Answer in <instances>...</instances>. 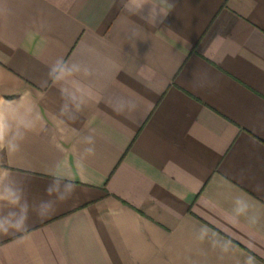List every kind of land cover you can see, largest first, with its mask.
<instances>
[{"label": "crops", "instance_id": "obj_1", "mask_svg": "<svg viewBox=\"0 0 264 264\" xmlns=\"http://www.w3.org/2000/svg\"><path fill=\"white\" fill-rule=\"evenodd\" d=\"M144 2L0 0V264H264V0Z\"/></svg>", "mask_w": 264, "mask_h": 264}, {"label": "clouds", "instance_id": "obj_2", "mask_svg": "<svg viewBox=\"0 0 264 264\" xmlns=\"http://www.w3.org/2000/svg\"><path fill=\"white\" fill-rule=\"evenodd\" d=\"M144 5L151 4H147V0H145L143 4L138 5L140 18L146 23L155 25L157 23L158 18L162 17L163 15H161L160 11L154 5H151L146 15L142 14ZM131 36H136L135 30L132 31ZM63 71L64 68L62 67L57 73V79L60 78V75L63 73ZM11 103L13 102H6L0 100V149H4L10 154H15L20 150L19 143L16 142L20 137L12 136V138H10V135L12 133L11 119L7 113V109L4 107V105H8ZM114 110L117 111L118 114H123L122 109L117 110L116 108H114ZM21 124L27 130H32L34 128L31 123L21 122ZM93 151L94 149L91 150V152ZM11 175L12 172L10 168L0 166V203L6 204L9 208H18L20 212V221L15 226H13V231H10L9 228H6L3 224H0V234L3 235H10L13 232H26L29 228V205L27 203H22L21 194L12 185V183H5L6 176ZM52 176V180L45 189V192L49 197H52L53 195V187L51 185L58 184L59 181L62 179L68 180L67 187L70 190V193L66 196H60L55 200L49 199L42 201L39 206V210L36 211V215L38 218H43L50 214V212L54 210L57 202L69 199L76 190V185L72 179H68L66 177H62L56 174H52ZM237 204H241L243 205V207L247 206L246 203L242 200H237ZM0 211H3V209H0ZM238 211H243V208L238 209ZM225 251H227V249H225Z\"/></svg>", "mask_w": 264, "mask_h": 264}]
</instances>
